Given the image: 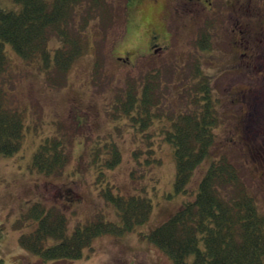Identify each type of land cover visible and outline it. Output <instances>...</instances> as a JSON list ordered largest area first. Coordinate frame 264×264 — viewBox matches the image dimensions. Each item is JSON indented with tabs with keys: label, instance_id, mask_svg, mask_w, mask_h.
Listing matches in <instances>:
<instances>
[{
	"label": "rangeland",
	"instance_id": "1",
	"mask_svg": "<svg viewBox=\"0 0 264 264\" xmlns=\"http://www.w3.org/2000/svg\"><path fill=\"white\" fill-rule=\"evenodd\" d=\"M197 1L191 3L188 19H180L174 11L166 20L168 29H159L163 46L156 52L147 47L151 28L142 17L144 5L133 4L127 11L121 10L105 28L94 18L83 34L84 39L89 36L90 47L74 57L64 82L53 87L37 67L40 61L26 62L10 42H4L9 67L1 80L11 105L22 114L23 137L19 149L0 154V264H172L165 252L141 233L147 234L184 200L194 198L198 181L218 154L227 155L237 165L258 210L264 214V171L256 167L258 157L264 156L257 152L264 151V116L253 117L245 126L244 115L252 97L249 92L244 93L247 88H253L261 100L258 108L264 109V82L253 79L254 68L241 72L239 67H233L221 72L223 66L219 62L227 61L232 37L219 23L216 28L207 23L205 18L213 15ZM154 2L155 21L165 12H160L165 0ZM19 7L15 0H0V8ZM181 7L177 10L183 11ZM77 24L81 27V21L76 19ZM69 27L72 28L71 22ZM209 28L214 31L213 42H209L213 47L196 50L195 42ZM61 42L57 35H51V54ZM126 54L129 60L116 57ZM196 55L201 69L212 79L211 108L217 122L212 150L193 169L186 190H181L175 186L174 144L166 138V131L183 105ZM96 62L98 72L92 80ZM155 69H159L163 79L159 84L163 103L158 110L138 116L113 108L114 97L123 93L128 77L139 79ZM59 133L69 138V159L62 173L43 172L33 163V152L45 137ZM113 143L120 149L121 159L107 166L103 157ZM147 148L153 149L150 155L154 160H146ZM96 150L101 157L92 160ZM96 160L97 165H93ZM107 185L125 197L131 193L148 197V219L119 235L95 236L74 258L42 259L20 244V235L30 232L36 224V219L27 216L33 202L63 210L69 231L101 213L119 222L114 202L102 192Z\"/></svg>",
	"mask_w": 264,
	"mask_h": 264
},
{
	"label": "trees",
	"instance_id": "2",
	"mask_svg": "<svg viewBox=\"0 0 264 264\" xmlns=\"http://www.w3.org/2000/svg\"><path fill=\"white\" fill-rule=\"evenodd\" d=\"M15 1L20 4L18 9L0 8V154L19 149L23 137L22 114L11 105L1 80L9 67L4 42H10L26 62L40 61L37 67L47 82L51 81L48 85L57 86L64 82L74 57L90 47L89 36L83 38L90 21L97 18L100 27L105 28L121 10L127 11L130 7V0ZM76 19L81 21V27L75 25ZM51 35L62 40L52 54L48 46ZM195 43L204 48L206 40L201 38ZM195 48L198 47L195 45ZM198 61L197 57L193 58L191 75L186 82L190 85L180 86L187 90L182 107L188 109L181 107L166 131V138L174 144L175 186L181 190H186L193 169L212 150L213 127L217 122L215 110L211 108L210 80ZM97 67L98 62L94 65L92 80ZM159 73L155 69L148 70L139 79L128 77L123 93L114 97L113 108L126 114L135 112L138 116L157 109L163 103L159 85L163 79ZM68 140L63 133L45 137L33 152L35 166L46 173H62L69 159ZM145 151L149 154L147 161L155 159L150 155L152 148ZM106 154L103 163L107 166L121 159L115 143ZM135 154L133 150L132 155ZM218 155L198 181L194 198L184 200L147 234L141 233L164 251L172 264H264V214L258 210L237 165L227 155ZM96 156L101 157L97 150L92 153V160ZM93 165H97V160ZM98 173L102 174L100 170ZM102 192L114 202L119 222L101 213L69 231L63 210L56 205L46 207L44 203L33 202L27 216L36 219V224L30 232L20 235V244L42 259L74 258L82 254L83 247L95 236L119 235L148 219L151 210L148 197L134 193L125 197L108 185ZM190 254L191 258L187 259Z\"/></svg>",
	"mask_w": 264,
	"mask_h": 264
},
{
	"label": "flooded vegetation",
	"instance_id": "3",
	"mask_svg": "<svg viewBox=\"0 0 264 264\" xmlns=\"http://www.w3.org/2000/svg\"><path fill=\"white\" fill-rule=\"evenodd\" d=\"M155 0H130V7L133 4L144 5L141 8L145 23L150 29L149 38L147 41V47L150 50L156 51L162 48L160 43L161 32L160 30L166 29V20H168L175 12L176 15L182 19L184 16L188 19L190 5L195 0H165L159 19H155L152 15L153 4ZM154 2V3H153ZM198 3L213 15V18L206 17L207 23L210 26L217 27L216 23H219L220 27L227 29L228 35L232 37L231 43L229 40L228 46L230 52L226 55V60L220 65L223 66L224 72H228L231 68L239 67L241 72L248 71L254 68L255 74L253 79L255 81L264 82V0H198ZM172 3V7L170 6ZM176 5V6H175ZM181 5L183 11L177 10V7ZM187 7V11L185 6ZM129 7V8H130ZM171 8V10H169ZM143 10V11H142ZM139 11V10H138ZM192 13V10H191ZM212 24V25H211ZM208 28V26H207ZM160 29V30H159ZM168 29V26H167ZM207 30V29H206ZM170 33L171 30H168ZM214 31L208 29L204 30L203 35L209 42H213ZM207 34V36H206ZM210 34V35H209ZM218 39H216L217 41ZM213 47V45H211ZM216 49V48H215ZM118 58L122 56H117ZM129 55H125L123 59L128 60ZM224 60V58H223ZM220 72V73H221ZM252 96L247 102V108L244 110L245 126L253 117L264 116V109L258 108L261 104L260 97L254 93L253 88H247L244 93ZM257 150V149H256ZM259 155H264V151H259ZM256 167L264 171V156L258 157Z\"/></svg>",
	"mask_w": 264,
	"mask_h": 264
}]
</instances>
